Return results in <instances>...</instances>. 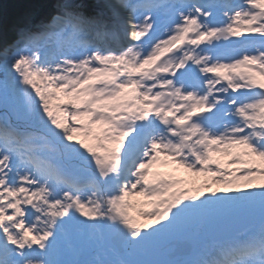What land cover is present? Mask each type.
<instances>
[{"label":"snow or ice","instance_id":"snow-or-ice-1","mask_svg":"<svg viewBox=\"0 0 264 264\" xmlns=\"http://www.w3.org/2000/svg\"><path fill=\"white\" fill-rule=\"evenodd\" d=\"M50 7L0 47V264H264V0Z\"/></svg>","mask_w":264,"mask_h":264},{"label":"rangeland","instance_id":"rangeland-1","mask_svg":"<svg viewBox=\"0 0 264 264\" xmlns=\"http://www.w3.org/2000/svg\"><path fill=\"white\" fill-rule=\"evenodd\" d=\"M90 2H92V0H90ZM3 1H0V7H3ZM1 9V8H0ZM51 11V7L50 5H48L46 8H44L41 12L34 14L32 19H38V18H43L44 16H46L49 12ZM0 19H1V14H0ZM4 19V15L2 17V20ZM7 24H5V22L3 21L2 24V30L7 29L6 28ZM16 33L11 34L9 37L10 39H6L5 41H3L0 45V47H2L5 44L10 43L11 41H13L15 39ZM76 138L77 139H86L81 133H77L76 134ZM221 163L223 164L226 160L227 157L221 155L220 157ZM227 167H235L234 165H225ZM153 171H157V172H161L164 174H170L173 176H177L180 177L181 179L185 180V181H195L197 184H202L204 181L207 180V182L211 185V187L216 188V187H224V185H217L212 183V180L210 177L207 176V174L201 173V174H195L192 172H189L188 170L181 168L180 166H178L177 164H175L174 162H169L166 165H162V164H155L153 166ZM184 186L186 187H193L194 185L191 183L185 184ZM229 187H234V186H229ZM203 191H207V189H201ZM134 201L137 202V207H141V208H147L149 207L148 205L144 204L143 201L145 200L144 197H134L133 198ZM135 215V213H134ZM138 219H144L142 217H137Z\"/></svg>","mask_w":264,"mask_h":264},{"label":"trees","instance_id":"trees-1","mask_svg":"<svg viewBox=\"0 0 264 264\" xmlns=\"http://www.w3.org/2000/svg\"><path fill=\"white\" fill-rule=\"evenodd\" d=\"M4 4V22L10 27H15L22 20H32L34 6L49 2H35V0H0ZM16 28V27H15Z\"/></svg>","mask_w":264,"mask_h":264},{"label":"bare ground","instance_id":"bare-ground-1","mask_svg":"<svg viewBox=\"0 0 264 264\" xmlns=\"http://www.w3.org/2000/svg\"><path fill=\"white\" fill-rule=\"evenodd\" d=\"M48 5H50V1L49 2H46V3H42V4H36L35 6H34V11H33V13L34 14H36L37 15V13H39V12H41L44 8H46ZM1 9H0V14H1V19H2V17H3V15H4V9H5V7H4V5H3V7H0ZM4 21V19L2 20V22ZM6 28L7 29H4L3 28V30L0 28V45H2L1 43L3 42V41H5L6 39H10V35L11 34H13V33H16L15 32V29L14 28H12V27H10V26H6ZM12 28V29H11ZM14 31V32H13Z\"/></svg>","mask_w":264,"mask_h":264}]
</instances>
